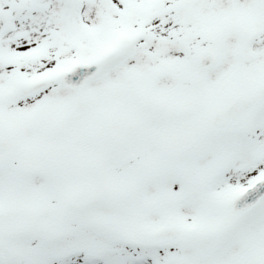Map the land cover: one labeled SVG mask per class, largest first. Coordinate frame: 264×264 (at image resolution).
I'll return each mask as SVG.
<instances>
[{
    "label": "snow or ice",
    "instance_id": "1",
    "mask_svg": "<svg viewBox=\"0 0 264 264\" xmlns=\"http://www.w3.org/2000/svg\"><path fill=\"white\" fill-rule=\"evenodd\" d=\"M0 264H264V0H0Z\"/></svg>",
    "mask_w": 264,
    "mask_h": 264
}]
</instances>
